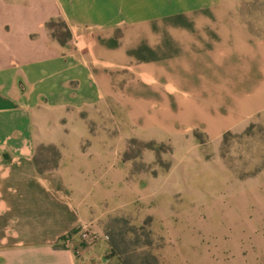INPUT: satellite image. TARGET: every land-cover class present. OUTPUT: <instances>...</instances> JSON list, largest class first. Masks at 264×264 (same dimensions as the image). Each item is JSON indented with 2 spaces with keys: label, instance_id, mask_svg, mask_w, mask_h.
Listing matches in <instances>:
<instances>
[{
  "label": "crops",
  "instance_id": "0c3cea01",
  "mask_svg": "<svg viewBox=\"0 0 264 264\" xmlns=\"http://www.w3.org/2000/svg\"><path fill=\"white\" fill-rule=\"evenodd\" d=\"M21 1L0 0V264H83L80 234L111 212L98 201L123 191L111 179L125 187L127 121L134 138L167 142L242 129L264 114V32L233 20L183 27L151 42L145 61L133 56L139 42L108 37L128 17L117 10L127 0ZM52 18L75 41L54 40ZM128 66L134 78L121 90L129 75L116 71ZM42 144L60 156L40 171Z\"/></svg>",
  "mask_w": 264,
  "mask_h": 264
},
{
  "label": "rangeland",
  "instance_id": "374dc122",
  "mask_svg": "<svg viewBox=\"0 0 264 264\" xmlns=\"http://www.w3.org/2000/svg\"><path fill=\"white\" fill-rule=\"evenodd\" d=\"M46 1L54 6L55 0ZM117 10L128 17L113 23L108 37L131 48L139 42L133 56L145 61L154 58L151 42H171L168 32L183 27L233 20L264 32V0H127ZM224 11L229 18L217 14ZM47 28L63 45L75 41L65 19L52 18ZM116 73L129 75L116 83L121 90L134 78L129 66ZM136 92L135 86L126 91ZM126 134L125 187L111 179L112 191H123L109 203L98 201L111 212L90 228L89 237L79 236L83 264H264V114L219 141L199 130L169 142L140 140L129 121ZM59 156L56 146L42 144L35 161L53 168Z\"/></svg>",
  "mask_w": 264,
  "mask_h": 264
},
{
  "label": "built area",
  "instance_id": "2783aa9c",
  "mask_svg": "<svg viewBox=\"0 0 264 264\" xmlns=\"http://www.w3.org/2000/svg\"><path fill=\"white\" fill-rule=\"evenodd\" d=\"M80 236L81 237H86L87 236V232H82Z\"/></svg>",
  "mask_w": 264,
  "mask_h": 264
},
{
  "label": "trees",
  "instance_id": "16d2710c",
  "mask_svg": "<svg viewBox=\"0 0 264 264\" xmlns=\"http://www.w3.org/2000/svg\"><path fill=\"white\" fill-rule=\"evenodd\" d=\"M35 163H36V161H35ZM57 165V164H56ZM36 166H37V168H38V170H40V171H43V170H45V169H43V168H40V167H38V165L36 164ZM55 167V166H54Z\"/></svg>",
  "mask_w": 264,
  "mask_h": 264
}]
</instances>
